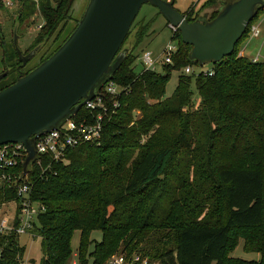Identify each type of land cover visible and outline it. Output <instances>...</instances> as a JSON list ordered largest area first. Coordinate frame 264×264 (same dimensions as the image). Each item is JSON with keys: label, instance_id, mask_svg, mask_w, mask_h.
Here are the masks:
<instances>
[{"label": "trees", "instance_id": "1", "mask_svg": "<svg viewBox=\"0 0 264 264\" xmlns=\"http://www.w3.org/2000/svg\"><path fill=\"white\" fill-rule=\"evenodd\" d=\"M219 1L204 3L212 9L210 19L217 16ZM74 2L18 0L20 24L38 11L44 24L22 52L16 46L6 49L0 23L6 72L0 77V91L66 41L75 29L64 35ZM5 7L0 2V9ZM184 14L190 22L197 19L193 6ZM151 26V21L140 23L134 48ZM173 38L178 39V50L172 64H163L164 73L136 72L134 48L122 55L111 80L129 90L113 100L106 96L111 116L105 117L99 144L70 149L65 162L47 170L46 165L32 169L31 199L44 206L31 229L41 236V264H67L76 231L78 264H87L88 255L93 264H105L119 251L160 264H264V62L241 55L238 42L232 55L213 63V75L184 71L166 96L172 70L199 65L190 60L192 46L182 41L179 29ZM49 42L37 63L26 69L36 57L28 55ZM10 75L14 78L8 82ZM194 80L201 100L197 107ZM91 116L81 108L73 119ZM22 167L12 170L18 181ZM10 201H16L18 214L15 184L0 188V206ZM95 230L102 232V239L94 240L89 252ZM19 236L13 230L0 231V264H25ZM240 239L245 251L260 254L259 260L230 255Z\"/></svg>", "mask_w": 264, "mask_h": 264}, {"label": "water", "instance_id": "2", "mask_svg": "<svg viewBox=\"0 0 264 264\" xmlns=\"http://www.w3.org/2000/svg\"><path fill=\"white\" fill-rule=\"evenodd\" d=\"M219 2L215 18L205 15L190 22L175 8V0H89L58 50L0 91V145L22 143L27 150L19 180L38 159L36 136L59 129L112 79L125 53L123 43L144 4L158 8L169 25L179 29L182 41L192 46L190 60L205 65L232 55L250 22L264 9V0Z\"/></svg>", "mask_w": 264, "mask_h": 264}, {"label": "rangeland", "instance_id": "3", "mask_svg": "<svg viewBox=\"0 0 264 264\" xmlns=\"http://www.w3.org/2000/svg\"><path fill=\"white\" fill-rule=\"evenodd\" d=\"M13 2L12 6H7L3 9H0V23L2 26V30L4 31L6 37V49L11 50L15 48V46L20 49L22 52L26 51L33 43L38 34L41 25L44 24V18L41 15L40 11H38L32 18L20 24L18 12L20 5L18 0H10ZM206 0H175V8H177L180 12H186L191 6L194 8V17H207L211 16L212 9L205 8L204 3ZM89 0H75L72 13L71 20L69 21L68 27L64 33H67L75 28L79 20L82 18ZM145 21H151L152 26L150 28L149 34L145 37L143 42H141L138 46H135L136 42V32L140 26V23ZM254 24L251 26H260L262 29L264 28V9H262L259 14L254 18ZM49 42L47 45H41L40 48H35L33 51V55L30 57L33 59L26 69H29L35 65L40 57L50 46ZM169 43H178V39L173 38V30L171 29L166 18L160 13L158 8L154 7L150 3H146L142 6L139 14L136 17L134 25L126 38L122 51L127 53L130 49L134 48V54L137 56L136 61L134 63V68L136 72H141L147 66L155 63V70L161 73H164L163 70V51L165 47ZM238 48L241 54L247 56L250 59H255L259 55V61L264 62V34L253 37L250 32L245 34L243 38L239 41ZM123 54V53H122ZM5 56V49L0 48V76L5 71V65L3 62ZM29 59V60H30ZM213 66L212 63H208L205 65L194 66V70L196 73L205 72L211 69ZM8 71V69H6ZM184 73L183 70H172L171 77L168 81L166 88V96H170L175 90L179 75ZM14 75L8 76V82L13 81ZM193 90V103L195 107L200 105V96L197 91V87L195 84V80L192 84ZM17 203L16 201H10L8 203H4L0 206V218L6 217L10 218L16 212ZM91 239L93 241L89 246V252L94 248V240L101 241L102 232L100 230L93 231L91 235ZM19 242L22 246L25 247V255L24 262L25 264H41L43 259V250L41 245V236L36 231H31L29 233L21 234L19 236ZM80 242V231H76L72 240L73 254L67 264H78V255L77 249ZM240 243L234 249L230 255L233 257H238L246 260H259L260 254L256 252H247L244 250V240L240 239ZM120 251L111 257H109L105 264H110L114 259L119 257ZM129 257V256H128ZM149 258V257H148ZM87 264H93V259L90 255L87 257ZM151 260V259H150ZM151 262H158L157 259H152Z\"/></svg>", "mask_w": 264, "mask_h": 264}, {"label": "built area", "instance_id": "4", "mask_svg": "<svg viewBox=\"0 0 264 264\" xmlns=\"http://www.w3.org/2000/svg\"><path fill=\"white\" fill-rule=\"evenodd\" d=\"M6 6H12L13 2L10 0H0ZM173 33L178 28L170 25ZM253 37L264 34V28L260 26H251L250 31ZM178 50L177 43H169L164 51V64L173 63V55ZM158 59L155 60V63ZM254 61L259 60V55L253 59ZM155 63L147 66L145 70H155ZM185 73L190 74L194 72L192 66L184 68ZM206 75H213V70L209 69L204 72ZM129 88L120 86L113 80L108 81L105 84L104 91L100 95L96 96L92 100L88 101L82 108L89 110L92 116L89 118L84 117L80 120L69 119L61 125L59 129H53L44 132L41 135H37L35 139L36 150L38 159L34 162L32 169L37 166L43 167L46 165L44 170H47L51 164H59L67 160V154L70 149L76 148L85 143H96L99 144L102 139L103 131L106 125V116L109 114V107L106 103V96L116 98L122 92H127ZM119 103L114 100L113 107L116 108ZM113 112H115L113 110ZM27 155V150L22 143H6L0 145V188L14 184L17 187L18 195L20 196V212L15 214L13 218H0V231L13 230L17 234L29 233L33 228L34 221L36 219L38 211L44 210V206L40 207L34 203L31 199V193L33 190L34 182L31 180V172L28 173L22 180L18 181L17 177L12 173V170L17 166H23ZM48 161L45 164L44 161ZM32 171V170H31ZM20 176V175H19ZM18 219V225L15 224ZM110 264H160L158 262H151L148 257H141L133 254L130 257L125 252H120L119 257L114 259Z\"/></svg>", "mask_w": 264, "mask_h": 264}, {"label": "crops", "instance_id": "5", "mask_svg": "<svg viewBox=\"0 0 264 264\" xmlns=\"http://www.w3.org/2000/svg\"><path fill=\"white\" fill-rule=\"evenodd\" d=\"M41 26H42V25H41ZM240 54H241V53H240ZM241 55H243V54H241ZM16 209H17V208H16ZM16 212H17V211H16ZM16 212H15V214H16ZM15 214H14V215H15ZM14 215H13V216H14ZM13 216H11V217L13 218Z\"/></svg>", "mask_w": 264, "mask_h": 264}]
</instances>
